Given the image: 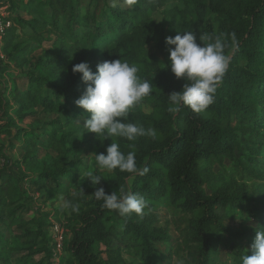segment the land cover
Returning a JSON list of instances; mask_svg holds the SVG:
<instances>
[{"label": "trees", "instance_id": "1", "mask_svg": "<svg viewBox=\"0 0 264 264\" xmlns=\"http://www.w3.org/2000/svg\"><path fill=\"white\" fill-rule=\"evenodd\" d=\"M166 1L136 0L129 5L127 0H9L12 25L4 36L2 50L7 63H2L0 74L7 75L10 84L0 92V136L21 138L23 154L15 162L17 179L0 175V224L18 229L23 242L9 251L11 257L20 253L19 258L15 262L4 258V264H26L29 256L39 253L51 260L54 242L46 225L63 210L70 214L69 240L64 238L63 244L70 264H130L123 251L137 254L147 264H158L163 255L156 243L177 249L182 264H211L215 243L222 235L232 234L223 223L228 209L258 206V217L264 223V199L236 194L225 186L211 193L205 190L214 161L234 159L235 151L243 145L257 152L264 148V133L259 130L264 127V0H179L180 6L171 10L174 36L177 31H191L201 45L213 42L209 36L218 37L226 43L225 53L231 57L214 102L200 113L187 106L169 111L168 94L180 91L185 80L177 78L170 67H163L158 56L147 50L153 44L161 53L165 51V31L153 14ZM21 12L32 18L24 19ZM37 25L47 27L53 38L43 54L29 60L28 45L16 40L15 32L18 27L34 29ZM233 34L236 47H232ZM97 53L100 63L119 58L136 64L137 75L152 84V92L130 109L128 119L154 129L156 135L128 141L91 132L95 156L86 164L75 154L69 159L71 131L64 128L76 126L79 117L90 116L75 104L85 84L72 67L87 62L95 72ZM38 109L56 114V119L38 130L22 128L20 123L34 117ZM110 143H118L125 155L133 152L137 167L147 165L149 172H101L106 169L97 167L96 153L106 154ZM38 146L48 154L49 166L38 160ZM0 155L5 157L3 152ZM256 166L248 172L258 178ZM84 169L87 172L82 181L76 182ZM89 172L93 179L102 177L99 184L92 185ZM24 179L45 188V199L61 195L63 208L53 214L40 212L26 217L29 195L19 182ZM63 181L75 182L72 192ZM127 186L146 200L142 216H120L103 207V201L92 194L103 187L106 194L115 191L119 195L120 188ZM68 201L78 211L67 207ZM158 204L178 211V238L156 226L154 210ZM5 243L0 229V256Z\"/></svg>", "mask_w": 264, "mask_h": 264}, {"label": "rangeland", "instance_id": "2", "mask_svg": "<svg viewBox=\"0 0 264 264\" xmlns=\"http://www.w3.org/2000/svg\"><path fill=\"white\" fill-rule=\"evenodd\" d=\"M180 4L181 2L179 0H167L163 8L153 14L154 20L164 28L166 37L174 36L175 34V30L172 28L173 18L171 10L180 6ZM21 15L24 19L30 20L32 18V16L26 12H21ZM213 20V17H209L211 23L214 22ZM213 24L214 26L216 25L215 23ZM16 34L18 35L16 36V40L23 41L25 45H28L27 59L29 60L32 57L35 58L43 54L45 50L49 48L50 41L53 38L52 34L48 33L47 27L39 25L35 26L34 29L28 26L18 27L16 28L15 35ZM164 47L165 51L164 53H161L153 44L147 46L149 52L155 53L158 56L163 67L168 64V49L175 46H170L165 43ZM97 55L98 56L94 61L95 65L101 61L99 53H97ZM4 65L5 64H2L0 66V70ZM10 68L15 70L11 65ZM7 84H10L8 76L0 74V92ZM18 84H20V81ZM55 119L56 114L38 109L34 117L26 119L24 122L20 123V126L27 129L30 127H37L38 130L41 129L43 124L44 126H48L49 124L47 123ZM83 119L84 118L79 117L76 126L66 127L64 128V131H71V135L69 136L71 141L68 146L72 147H70L69 159L75 154L80 159L84 160L86 164H89L90 160L95 156V149L91 140L92 134L90 131H86L87 129L83 126ZM259 130L264 133V127H261ZM11 132L12 134L15 133L14 128H11ZM262 139L264 140V137ZM21 145V138L12 139L5 135L0 136V152L5 154V157L0 155V175L2 177L9 175L15 179L18 178L15 162L20 161V158L22 157L23 149ZM253 149L255 148L252 147L249 149L243 145L242 150L235 151L234 159L231 160L225 157L222 159L221 163L214 161L209 167L210 178L205 185L206 192L211 193L218 187L225 186L232 192H236V194L243 193L246 196L264 199V148H261L258 152ZM36 150L38 160L42 164L49 166L51 160L43 147L38 146ZM253 154H255V157L253 161L250 162L249 158H251ZM257 164L260 174L258 178L248 172L250 168L257 167ZM100 171L104 172L108 170ZM86 172L87 170H82L81 174L77 177L76 182H81ZM26 174L29 173L26 172ZM19 182H22V187L29 195V200L26 203L27 208L24 212L26 217L37 216L40 212H50L53 214L55 210L63 208V199L61 195H56L52 199H45V188H37L34 185L27 183V180L25 179L22 181L19 180ZM63 183L71 190V192L73 191L75 182L63 181ZM126 188L130 189L128 186ZM260 211L261 210L258 206L254 207L250 206V204L238 205L227 210V215L223 220V223L230 229L232 234L222 235L215 243L211 250V264H240L242 254H251L250 245L256 235V230L264 227V223L262 224L258 217ZM154 214H156V226L166 228L171 237L178 238V234L175 230L176 223H178V211L165 204H158L157 208L154 210ZM69 217L70 214L63 210L62 212L59 211L56 216L49 219L50 224L48 223L46 225L47 235L51 237L50 226L54 221L62 226L66 235L65 239L68 241L69 235L67 225L71 223ZM0 229L2 230V234L6 236V243L3 245L0 256V264H4V258H6L8 262H15L19 258L20 253H13L11 257L9 251L11 248H18L21 246V242H23V239L20 237L21 232L18 229H7L1 224ZM155 246L163 255V258L160 259L158 264H182L180 253L177 249L166 246L162 243H156ZM51 250V260L46 259L44 253H39L29 256L26 264H70L66 249L54 253V248L52 246ZM24 253L25 252H21L22 255ZM122 256L130 264H147L142 261L137 254L123 251Z\"/></svg>", "mask_w": 264, "mask_h": 264}, {"label": "clouds", "instance_id": "3", "mask_svg": "<svg viewBox=\"0 0 264 264\" xmlns=\"http://www.w3.org/2000/svg\"><path fill=\"white\" fill-rule=\"evenodd\" d=\"M129 5L136 0H127ZM211 43L198 44L191 31H177L175 36L165 37L168 49V64L177 78H183L185 83L180 91L168 94L171 105L169 111L177 112L187 106L200 113L205 111L215 99L218 85L229 69L230 55L225 53L226 43L220 38L209 36ZM201 40V39H200ZM235 34L232 35V47H236ZM73 73H80L85 88L75 104L90 113L83 119V126L95 133H105V137L126 138L135 141L138 137H155L152 128L145 129L128 119L130 109L138 105L142 99L152 92V84L137 75L139 68L128 61L114 59L105 60L96 65L93 72L87 62H80L72 67ZM187 81V82H186ZM122 118V119H117ZM97 167L109 171L119 169L130 174L145 175L149 172L147 165L137 167L135 154L121 151L118 143H110L105 153H96ZM101 176L89 172L88 179L92 185L99 184ZM82 191V190H81ZM79 193H73L77 196ZM96 200L103 201V207L115 211L120 216L135 213L142 216L147 202L142 195L130 189L120 188L119 195L115 191L106 194L103 187H98L92 193ZM66 206L73 211L78 207L72 201ZM251 254H242L240 264H264V227L256 230V235L250 245Z\"/></svg>", "mask_w": 264, "mask_h": 264}, {"label": "built area", "instance_id": "4", "mask_svg": "<svg viewBox=\"0 0 264 264\" xmlns=\"http://www.w3.org/2000/svg\"><path fill=\"white\" fill-rule=\"evenodd\" d=\"M11 15L9 0H0V65L7 63L2 46L6 31L12 25ZM50 231L54 242V253H58L63 249L65 238L64 230L60 224L53 221L50 226Z\"/></svg>", "mask_w": 264, "mask_h": 264}]
</instances>
